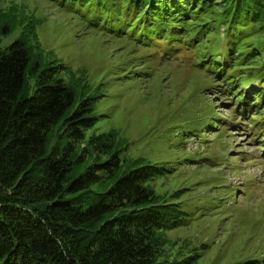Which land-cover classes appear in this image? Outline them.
I'll use <instances>...</instances> for the list:
<instances>
[{
	"label": "trees",
	"instance_id": "16d2710c",
	"mask_svg": "<svg viewBox=\"0 0 264 264\" xmlns=\"http://www.w3.org/2000/svg\"><path fill=\"white\" fill-rule=\"evenodd\" d=\"M48 1L70 17L72 31L110 45L111 79H175L180 71L199 86L194 96L216 87L231 103L225 123L243 120L245 136L264 152V0ZM12 18L0 19L5 36L17 30ZM20 23L0 50V264H204V245L201 253L185 251L168 237L197 220L183 191L155 188L175 168L131 155L117 129L98 133L101 95L86 76L55 74L69 73L58 60L52 75L41 62L35 21ZM27 79H36L35 90ZM208 107L197 112L192 134L218 125L216 106ZM204 160L215 166V158ZM217 181L205 183L223 186ZM243 261L235 264L264 258Z\"/></svg>",
	"mask_w": 264,
	"mask_h": 264
},
{
	"label": "rangeland",
	"instance_id": "374dc122",
	"mask_svg": "<svg viewBox=\"0 0 264 264\" xmlns=\"http://www.w3.org/2000/svg\"><path fill=\"white\" fill-rule=\"evenodd\" d=\"M7 15L20 22L35 21V42L41 51V62L52 75L53 60H58L69 71L68 74H64V69L55 71L64 80H74L69 79L71 75L88 78L83 80L88 82L89 90L101 95L96 108L100 115L98 133L117 129L127 138L131 155L159 164L169 163L175 168L170 180L155 182V188L160 193L173 187L183 191L180 198L187 200L190 210L195 212L193 217L197 218L189 227L168 234L176 242V248L185 246V251L197 249L201 253L199 248L204 245L206 251L200 254L204 264L243 263L252 255L264 258V152L259 151L257 142L245 136L240 126L245 123L243 120H237L239 125L225 123L231 121L226 106L231 103L223 95L215 94L216 87L204 91L202 96H194L199 86L193 79H183L185 75L180 71L175 79L171 75L166 79L162 75L160 79L135 82L111 79L113 75L109 73L117 62L110 57V45L106 46L99 35L72 31L74 22H70L58 4L48 0H0V19ZM20 22L13 35L5 36L0 30V50L18 36L23 24ZM27 80L35 90L36 79ZM210 103L219 114L211 120H219L218 125L196 136L192 134L196 114L199 110L205 113L203 108ZM221 115L224 117L220 118ZM222 125L225 137L218 143L215 134ZM53 134L58 137V129ZM79 147L80 143L75 150ZM236 156L242 157L237 160ZM206 158L211 161L215 158V166L206 162ZM232 165L238 167L235 174L228 169ZM175 175L176 180L172 179ZM213 177L217 182L222 180L223 186L205 183ZM245 184L251 186L241 190ZM236 190L235 196H228Z\"/></svg>",
	"mask_w": 264,
	"mask_h": 264
}]
</instances>
